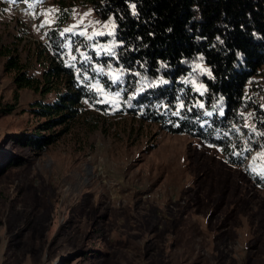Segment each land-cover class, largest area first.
<instances>
[{"label": "rangeland", "instance_id": "obj_1", "mask_svg": "<svg viewBox=\"0 0 264 264\" xmlns=\"http://www.w3.org/2000/svg\"><path fill=\"white\" fill-rule=\"evenodd\" d=\"M2 1V34L19 29L46 43L57 13L51 0L43 7ZM71 4L63 31L101 33L104 47L115 44L110 20L96 19L84 0ZM3 62L0 102L12 103ZM254 81L264 108V67ZM36 96L21 89L15 109L0 114V157L15 162L0 169V264H264V186L248 175L247 161L230 164L198 138L124 117L106 132L71 124L33 152L12 135L41 121L27 108ZM253 117L248 109L243 127L233 129L242 149L254 141L263 160L264 132ZM21 159L27 163L17 165Z\"/></svg>", "mask_w": 264, "mask_h": 264}, {"label": "trees", "instance_id": "obj_2", "mask_svg": "<svg viewBox=\"0 0 264 264\" xmlns=\"http://www.w3.org/2000/svg\"><path fill=\"white\" fill-rule=\"evenodd\" d=\"M46 1L23 0L41 7ZM71 1L51 0L57 13L46 43L26 39L19 29L9 40L0 30L14 98L0 102V114H10L19 90L28 89L37 96L27 108L41 118L12 135L18 143L39 152L71 124L106 132L109 121L124 117L198 138L218 147L228 163H245L233 125L243 127L251 109L264 132L262 89L254 81L264 67V0H84L96 19L113 23L111 47L100 43L104 34L89 39L62 30ZM55 126H63L61 132L52 131ZM1 163L15 164L4 153L0 169Z\"/></svg>", "mask_w": 264, "mask_h": 264}, {"label": "built area", "instance_id": "obj_3", "mask_svg": "<svg viewBox=\"0 0 264 264\" xmlns=\"http://www.w3.org/2000/svg\"><path fill=\"white\" fill-rule=\"evenodd\" d=\"M28 12L26 13L27 17L30 16ZM236 129H238L237 126ZM258 153V147H256V145H253L248 148H244L242 155L244 157V160L247 161L249 173L264 180V159L260 160L257 157Z\"/></svg>", "mask_w": 264, "mask_h": 264}, {"label": "snow or ice", "instance_id": "obj_4", "mask_svg": "<svg viewBox=\"0 0 264 264\" xmlns=\"http://www.w3.org/2000/svg\"><path fill=\"white\" fill-rule=\"evenodd\" d=\"M11 2H13V3H19V2H23V0H11ZM28 7H29V8H34L35 5H34V4H29ZM73 58H74V57H73ZM101 102H103V100H102ZM180 107L183 108L184 105L181 104ZM174 114L178 115L179 113L177 112V113H174Z\"/></svg>", "mask_w": 264, "mask_h": 264}]
</instances>
